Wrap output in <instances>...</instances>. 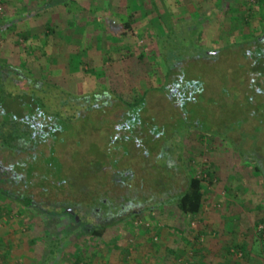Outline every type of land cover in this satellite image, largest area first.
Returning <instances> with one entry per match:
<instances>
[{
  "label": "rangeland",
  "instance_id": "rangeland-1",
  "mask_svg": "<svg viewBox=\"0 0 264 264\" xmlns=\"http://www.w3.org/2000/svg\"><path fill=\"white\" fill-rule=\"evenodd\" d=\"M123 1L122 15L130 9L127 17L132 16L135 29L132 37L128 34V41L117 37L120 32L114 30L113 35L103 34L99 39L92 33H85L76 43V34L73 42L70 34L64 32L49 33L46 39L39 26H31L28 21L24 23V16H28L27 0H0V66L21 70L41 87L37 94L48 92L44 97L47 96L50 104H78L82 102L81 97L96 94L97 105H108L103 110L105 116L94 118L92 114L87 117L81 125L83 131L78 145L75 144L76 137L66 133V138L71 139L60 147H64L71 163L65 167V175L75 180L79 189L94 176V163L102 164L97 175L103 177L106 172L108 181L99 183L97 179L91 183L92 193L89 194L96 195L94 190L99 185L105 186L102 189L111 192L109 197L117 206L123 203V191L114 186L111 177L131 172L135 179L130 184V197L137 201L132 210H151L143 211L121 225L108 227L103 237L96 238L66 220H54L25 210L11 199L0 196V264H73L78 254H83L84 261L91 264H193L194 255L200 257L202 253L206 261L200 258L197 264H217L222 241L219 239L220 224L214 223L224 220L225 209L231 216H236L239 207L246 212L260 206L259 212L254 211L257 214L250 213L249 219L264 220V185L253 166L241 162L216 134L222 132L218 120L229 117V113L224 112L230 104L228 99L239 98V104L237 100L232 103V107H236L232 108V114L243 113L245 117L249 115L247 111L260 104L253 126L244 130V139L248 140L241 149L250 150L255 144L253 136H258L256 144L262 146L258 155L264 159V132L257 135L256 130H264V100L260 98V95L264 96V78L249 70L254 63L255 47H251L246 56L223 53V50L228 51L225 47L236 41L251 36L264 37V3L260 0H158L156 11L149 6L148 0ZM248 14L252 17L247 18ZM180 38L182 42H179ZM108 47L110 58L101 62L102 52ZM202 51L203 54L207 51L208 56L198 58ZM77 52L79 56H76ZM185 56L191 59L186 62ZM168 61L177 64L166 80ZM15 88L28 89L26 83L15 84ZM17 90L13 92L21 93ZM194 90L199 91L203 99L200 94L195 97ZM182 93L192 95L188 97L191 102L187 107H183ZM131 102L141 104L133 106ZM7 106L15 107V104L9 101ZM130 117L138 124L141 122V126L153 129L150 139L156 132L161 139L155 143L146 139L141 145L133 142L129 146L123 138L116 142L119 146H110L116 134H109V129ZM187 122H193L196 128L203 122L207 131L189 133L184 126ZM231 136L238 147L239 133ZM117 147L123 153L127 152L126 155L121 149L116 151ZM79 155L85 156L86 160L82 161ZM190 156H196L199 163L206 165L203 169H189L188 174L196 173L206 179L207 164L214 173L213 186L208 180L203 183V208L195 218L182 216L175 204L163 206L167 201H176L174 195L185 189V179L181 178L184 171L179 160ZM24 158L26 156L20 154L17 159ZM167 159L174 162L171 169H166ZM38 161L43 162L40 157ZM14 162V159L9 160L7 164ZM81 162L84 165L80 166ZM31 166L27 169H32ZM44 169L41 171L43 177H25V181L36 185L33 194L40 201L38 197L44 194L42 188L53 191L51 185H57V177L45 173ZM20 178L24 179L23 176ZM167 186L172 197L166 199L163 196L164 202L161 197ZM157 195V201L152 199ZM232 198L239 199L233 202ZM41 204L49 208L46 203ZM81 205L86 206L85 203ZM257 234H260L258 230ZM210 241L213 248L209 246ZM50 251L54 255L50 256Z\"/></svg>",
  "mask_w": 264,
  "mask_h": 264
},
{
  "label": "flooded vegetation",
  "instance_id": "flooded-vegetation-1",
  "mask_svg": "<svg viewBox=\"0 0 264 264\" xmlns=\"http://www.w3.org/2000/svg\"><path fill=\"white\" fill-rule=\"evenodd\" d=\"M13 71L17 76L16 79H13L15 84L22 85L23 83L27 84L28 82L31 88L41 90V87L38 86L36 82L30 80V78L22 74L20 70L13 69ZM191 93H189L188 97ZM180 96L186 98V94L182 93ZM81 100L82 102L78 104L47 105V108H49L51 112L44 111V109L37 105H29L28 107L24 106L25 111L22 113L23 119L19 120V123L21 124L20 127L25 128V131L28 128L32 138L27 141L23 137H18L17 140L20 141V145L15 151L7 152L2 149L3 151L0 152V188L9 191L8 195L0 193V196L11 199L25 210L35 211L54 220H66L69 224L79 228L83 232L92 233L96 228L100 226L102 227L106 224H112L113 221L119 219L127 220V216L131 219L136 215L142 214L144 209L140 212L132 210L131 201L133 198L130 197V188H132L130 184L132 183V178L130 179L131 181L125 180L124 182L120 179L122 185L119 184L120 187H115H118L120 191H123V194H121L123 200L122 206L116 210H108L107 208L101 209L100 205L93 208L91 207L92 204H95V194L92 195L93 199L87 195L86 198L88 201H83V198H85L84 194L92 193V191H90V186L80 187L78 189L76 187L77 184H75L76 181L70 180L69 176L65 175V167L71 163L70 157L63 151L64 147H60L61 145H65L67 141L71 139V137L66 138V133L69 135L72 133L76 137L75 144L78 145L77 140L81 138L80 136L83 131L81 125H84L87 117L94 114V118H96L97 115L101 118V115H106L103 113V110L108 108V105L96 104V101L98 100L96 94L91 95V97L83 96L81 97ZM86 102H88V104H85ZM96 109H99L97 110L99 113L96 112ZM126 115L128 116V114ZM122 116L125 117L124 115ZM140 123L138 124V121L132 117L119 124L115 123V126L113 125V127L109 129V134L112 132L116 134V137L112 140L110 146L118 145L116 142L123 138L129 146H131L133 142L141 145L146 139L149 143H155L157 140L161 139L157 132L156 135L150 139V134H152L153 129L150 130L146 128V126L143 127ZM95 140L96 129L93 143H95ZM120 149V147L115 148L116 151H120ZM121 151L123 153L122 149ZM155 152L156 151H154V153ZM126 153L123 154L126 155ZM20 154L25 155L26 159L18 160L17 158ZM79 156L82 161L83 159L86 160L85 156ZM157 156H159V152ZM39 157L43 160L42 163H39ZM93 157L96 159V155ZM13 159L15 161L14 163H10V165L7 164L9 160ZM87 160H90V158H87ZM170 161H167V165L170 164ZM31 165H33V168L27 169V167H30ZM81 165L84 164L81 162L80 166ZM42 169H44L45 173H53V177H57V185H51V189H54V192L42 188L44 194L38 197L41 199L40 201L37 199V196L33 194L36 185L28 183V180L25 181V177L26 179H31L35 175L43 177L44 175L41 173ZM93 169V177H96L95 163ZM104 174L106 175V172ZM124 175L126 177L129 176L127 172H125ZM21 176H23L24 179L20 178ZM45 176H49V174ZM172 176H174V174ZM21 179L22 181H20ZM104 187L105 186L101 187L99 185L96 190H94V193L98 191V193L101 194L102 188ZM10 194L14 195V197ZM19 198H22L23 201H18ZM25 201H28L30 204H22ZM42 202L46 203V206H49V208H44L41 204ZM83 203L86 204L85 207H82L81 204ZM104 203L106 204V202ZM75 206L78 209H75ZM113 217H116L117 220H113Z\"/></svg>",
  "mask_w": 264,
  "mask_h": 264
},
{
  "label": "trees",
  "instance_id": "trees-1",
  "mask_svg": "<svg viewBox=\"0 0 264 264\" xmlns=\"http://www.w3.org/2000/svg\"><path fill=\"white\" fill-rule=\"evenodd\" d=\"M260 2L264 3V0H260ZM249 17L251 18L252 15L248 14L247 18H249ZM246 23L248 24V22H246ZM129 29H130V27L128 26V28H126V30H129ZM170 32H172V29H170ZM49 33H51V32L49 31L46 33V35H45L46 39L49 37ZM125 35H128V33ZM179 42H182L181 38H180ZM177 45H180V44H177ZM251 47H255V50H254L255 55L253 56V62L254 63L249 70L252 73L257 74L259 78H264V37L262 38L261 36H256V37L251 36L249 39L243 40L241 42L236 41L235 44L233 43V44H230L229 46L225 47V49H228V51L224 52V50H223V53L225 55H228V56L234 55V57L241 56V54L243 56H246V53L251 51V49H250ZM175 49H177V48H175ZM178 49H180V48H178ZM218 53H219V55L221 54L220 52H218ZM201 56L207 57L208 56L207 51H204V54L202 51V54H200L198 56V58H200ZM185 57L186 58L184 59V61H186L187 59L188 60L191 59V58H188L187 56H185ZM212 58L215 59L216 56H213ZM141 59L142 58H140V60ZM108 60H109V58H108ZM168 63L169 64H167V65H168L169 69H168V75L166 76V80L169 77H171L170 75H172L174 65L177 64L176 62H169V61H168ZM241 68H243V67L241 66ZM13 69H16V68H13L10 66H0V152L3 150L7 151V152L8 151H11V152L15 151L17 149V147L20 145V143H19L20 141L17 140L18 137H23L27 141L29 139L31 140L32 137H31V134L29 133L28 128L25 131V128L20 127L21 124L19 123V120L23 119L22 113H23V111H25L24 106L28 107L29 105H37V106L41 107L42 109H44V111L51 112L49 110V108H47V105H54V104L49 103V100H47V98H46L47 96L44 97V93L48 94V92H46V91L44 93L40 92V94H37L38 91L36 89L31 88L28 84H26L28 89L25 88V90H22V89L17 90L15 88V83H14L13 78H12V76L13 77L16 76ZM22 74H24V73L22 72ZM227 78H228V76H227ZM258 87H260V85H258ZM12 89L13 90L15 89L17 91H21V93H19V92L14 93ZM192 92H194L195 97L197 94L198 95L200 94V98L203 99L202 98L203 95L199 91L194 90ZM258 95L259 94H256V96H258ZM185 97H186V98H184L185 104H183V107L184 106L187 107V105L191 102L190 99L188 98V96H185ZM190 97H192V95ZM260 98H262L264 100V96L260 95ZM186 99L188 102L186 101ZM236 100L239 104V98L238 97L232 98L231 100L228 99V104L230 103L229 104L230 107L228 105L227 108H224V112L225 111L228 112L229 117L226 116L225 118L218 120L217 124L222 127V132L218 131V132H216V134H217V136H219L221 138V140H223L226 143V145L229 148H231V151L239 158V160H241V162H243L246 165L253 166L255 174L260 179V182L262 183V186H263L264 185V159L259 157V155H258V152L260 151V149L262 147L261 145L259 146L258 144H256V139H258V136H256V137L253 136V138L255 139L254 140L255 144H253V146H251L252 148L250 147V150H248L246 152V151H243L241 149V147L243 148L244 145L247 143L246 140H248V139H244L246 136V135H244V134H246L244 130H247L248 126L249 127L253 126V122L257 118V115L259 114V110H257V108L260 107V104L258 106H253L251 104V100L249 99L251 106H253V108L251 109L252 111H247V113H249V115L246 117H245V115H243V113L241 115H233L232 113L234 110H232V108L234 109L235 105L232 107V103H236ZM9 101L14 102L15 107L7 106V103ZM214 102L215 101H213L212 103H214ZM131 104L133 106H138L141 103L136 102L134 104L131 102ZM101 105H103V104H101ZM17 109H19V110H17ZM237 114H238V112H237ZM240 116H242V119L239 120ZM202 123L203 122H201L200 127H197V128L194 126L193 122H189V123L187 122V124L185 123L184 126L186 127V129H189V131H188L189 133L193 130H198L200 132L205 133L207 131V129L205 128L204 125H202ZM70 129H72V128H70ZM256 130L258 131L257 135L264 132V130L261 128L256 129ZM236 132L239 133V136H240L238 140L240 141L241 146L239 145L238 147L235 145L233 136H231L233 133H236ZM181 140H182V138H181ZM168 144H169V146H171V142ZM170 150H172V149H170ZM166 152L168 155L166 156V154H164L163 156H166V158H168L170 156L168 153L169 151L167 150ZM176 156L177 155L175 154L174 155L175 159L177 158ZM184 156H185V152H184ZM185 158L183 157L181 160H179L180 164H182L181 166H182L183 171H184L182 173V176L180 173V176L182 179H185V182H186L185 189L182 192H180L178 195H174V196H177L176 201H174L173 203H170L167 201L166 203H163V206H169V205L175 204L177 210H179V212L182 216L189 217V218H195L201 213L202 208H203V203H204L203 183L206 180H208V184L210 186H213L214 173L212 172L211 165L209 166V164H207L209 167V172H207L205 174L206 179H202V178L198 177L197 175H195L196 173L195 174L194 173L188 174L189 169H192L195 167L198 169H201V168L203 169V168H205L203 166H205L206 164L199 163L196 156H190V157H187L186 159ZM170 160L171 159H167V161H170ZM166 166H167L166 169H168V167H169V169H171L174 166V162L171 163V161H170V164H168ZM100 169L102 170V164H97L96 165V177L88 178V183L85 186H90L91 183H94L95 181H97V179H98L99 183H102L103 181H104L103 183H106L108 181L107 174L104 175L103 177H101V176L99 177V175H97L98 172L100 171ZM124 174L122 172V175L117 176L118 174H116L117 177L116 176L111 177V179H112L111 182H114V186L120 187V185H122V181L123 182L125 180L131 181L130 180L131 178H132V180L135 179V176H133L132 173H128L129 176H127V177ZM116 178H118V180ZM120 179H122V181H120ZM86 180L87 179H85L84 182ZM142 183H144V182L142 181ZM96 184L98 185V182ZM168 186L171 187V185H168ZM168 186L163 188V190H166L162 194V197H161L163 199V201L165 199V198H163V196H166V199H168L169 197H172V196H170V191H169L170 187H168ZM228 189L230 190V188H228ZM104 190L105 189H102L101 194L98 193V191H96V193H97L95 195L96 200H94V203L96 205L92 204V206H91L92 208L97 206V205H100L101 207L100 206L99 207L101 209L107 208L108 210L109 209L110 210H116L117 208L122 206V204L115 206L113 201L109 197V193L111 194V192H107ZM0 193L8 195L9 191H6V190H3L0 188ZM87 195H88V197H91V199H93V197H92L93 194L86 193V194H84V197H87ZM11 196L14 197V195H11ZM152 199H155V201H157V199H159V196L158 195L153 196ZM162 199H161V202H162ZM18 201L22 202L23 199L19 198ZM104 202H106V204ZM136 202L137 201L132 199V201H131L132 206L131 207L135 206ZM159 202H160V200H159ZM22 204L29 205L30 203L28 201H25ZM75 209H78V208L75 206ZM148 210L150 211L151 209H149V208L144 209V211H148ZM134 217L129 219L127 216V220H121V219L117 220L116 217H113L112 219L117 220V221H113L112 224H106V225H103L102 227L100 226V227L96 228V230L92 232V235L96 238H101V237H103V235H104L105 231L108 229V227H115V226L121 225L122 223H125L129 220H132ZM124 219H126V218H124ZM261 225L264 226V224H261ZM262 234H264V231ZM259 236L261 237L260 240L262 242H264L262 235L259 234ZM181 239L185 243H187L185 241L184 237H182ZM54 247H56V245ZM49 255L50 256L54 255V252L50 251ZM175 256H176V254H174V257ZM83 258H84L83 254H78V256H77V258H75L73 264H91L90 261H84Z\"/></svg>",
  "mask_w": 264,
  "mask_h": 264
},
{
  "label": "crops",
  "instance_id": "crops-1",
  "mask_svg": "<svg viewBox=\"0 0 264 264\" xmlns=\"http://www.w3.org/2000/svg\"><path fill=\"white\" fill-rule=\"evenodd\" d=\"M148 1L149 6L157 11L158 0ZM27 2L28 16H24L26 17L24 23L28 21L31 26L36 24L40 27V31L45 32V34L49 31L53 34L55 32L70 34L69 38L72 42L74 34L77 35L75 37L76 43H79L80 39L82 40L80 36L85 33H92L99 39L103 34L113 35L114 30L120 32L117 37L128 41V35L125 34L128 33L132 37V32L135 30L132 27V16L127 17V12L130 9H126V14L122 15L124 14L123 0H27ZM19 15L21 16V12H19ZM128 26L130 29L126 30ZM65 47H67V42ZM106 51L102 52L105 57L102 56L101 62H105L110 58V48L108 47ZM79 55L77 52L76 56ZM232 199L234 200V198ZM229 203H227V207ZM255 208L250 209V212L248 210L245 212L242 207H239L236 216H231L225 209L224 220L213 222L214 224H220L219 239L222 241L219 246L220 264H264V242L260 240L261 237L257 234V227L264 224V220L249 219L251 218V212L253 214L255 210L259 212L260 206ZM209 246L214 247L212 241L209 242ZM239 254L241 257H238ZM202 255L200 257L194 255L192 258L193 264L200 263V258L203 259Z\"/></svg>",
  "mask_w": 264,
  "mask_h": 264
},
{
  "label": "built area",
  "instance_id": "built-area-1",
  "mask_svg": "<svg viewBox=\"0 0 264 264\" xmlns=\"http://www.w3.org/2000/svg\"><path fill=\"white\" fill-rule=\"evenodd\" d=\"M257 230H258V233L262 235V238L264 240V234H262L264 231V228L262 226H259ZM238 257H241V255L239 254Z\"/></svg>",
  "mask_w": 264,
  "mask_h": 264
}]
</instances>
